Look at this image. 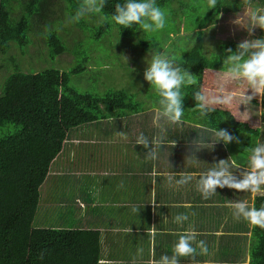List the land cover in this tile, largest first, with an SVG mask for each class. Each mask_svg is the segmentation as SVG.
Here are the masks:
<instances>
[{"label":"trees","instance_id":"trees-1","mask_svg":"<svg viewBox=\"0 0 264 264\" xmlns=\"http://www.w3.org/2000/svg\"><path fill=\"white\" fill-rule=\"evenodd\" d=\"M202 1L205 0H156L162 10L172 7L179 11L172 18L177 21V25L170 26L163 44H176L175 36H181L183 44L179 50L183 58L179 59V65L187 69L195 80L194 84L182 88L183 116L189 119L193 117L210 131L227 129L230 134L238 136L241 143L250 137L258 140L260 127L246 117L241 105L217 106L214 112L201 116L196 108L194 93L201 88L216 90L239 87V82L225 83L228 68L225 60L230 55L227 49L231 48L235 52L242 41H221L214 36L218 49H213L211 56H208L204 52L205 31L220 21V14L237 13L244 6L256 2L264 9V0H217L215 8H209L208 2L205 4ZM19 2L13 5L11 0H0L2 53L8 52L11 42L20 46L30 42L33 15L39 14L42 5L49 0ZM64 2L62 7L68 12L70 19L67 21H70L63 27L64 33L55 29L47 36L52 55L72 52L73 49H79L75 51L77 55L82 54L79 51L89 40L106 35L109 36L110 47H118L117 51L123 54L133 47L132 40L136 37H140L139 43H135L137 47L146 45L143 52L155 46V40L149 39V32H144L138 25L124 27L112 20L115 5L123 4L125 0H107L102 12L86 15L79 22H73L71 18L81 0ZM203 5L207 9L201 13ZM16 11L19 12L17 16ZM69 34L72 39L67 42ZM217 51L221 54L215 53ZM4 63L7 65L5 60ZM78 66L72 67L70 72L58 67L39 72L17 69L8 74L1 84L0 130L6 124L11 126L8 133L0 135V264H98V231L34 226L40 189L51 163L63 150L73 128L97 120L109 121L128 113L138 115L147 112V107L144 108V103L135 100L133 92L125 89L106 91L102 85L106 82L105 78L99 81L101 95L77 91L71 83L73 75L81 74L86 69V66ZM95 68L102 69L101 66ZM60 89H63L62 93ZM252 146L253 143L248 145L249 148ZM262 205L264 195H259L255 199V207L260 208ZM250 257V264H264V229L258 226L252 229Z\"/></svg>","mask_w":264,"mask_h":264},{"label":"crops","instance_id":"crops-1","mask_svg":"<svg viewBox=\"0 0 264 264\" xmlns=\"http://www.w3.org/2000/svg\"><path fill=\"white\" fill-rule=\"evenodd\" d=\"M257 38H264L260 27L250 39ZM256 106L255 124L261 132L257 145L264 143V97L259 96ZM156 109L111 118L113 124L105 127L98 124L107 120L73 128L41 186L34 226L98 231L99 258L106 252L114 264H153L162 255L171 256L178 233L194 227L199 233L197 240L206 242L208 254L180 257V264H250L253 225L234 217L227 205L233 200H247L255 206L260 194L217 187V192L205 199L198 182L201 173L222 159L247 167L254 147L213 141L214 130L184 116L182 132L178 129L173 133L176 123H168V134L161 133L154 122ZM163 121L160 125L166 129ZM141 134L149 140L164 135L155 160L136 143ZM198 136L208 147L196 150L193 141ZM229 145L231 153L233 145L239 149L233 152L234 158L224 156ZM232 170L237 176L243 171ZM182 173L192 174L193 179L178 185ZM153 199L157 207L152 205ZM182 213L188 220L175 223V216Z\"/></svg>","mask_w":264,"mask_h":264},{"label":"clouds","instance_id":"clouds-1","mask_svg":"<svg viewBox=\"0 0 264 264\" xmlns=\"http://www.w3.org/2000/svg\"><path fill=\"white\" fill-rule=\"evenodd\" d=\"M107 0H81L75 15L71 18L73 22H79L83 17L93 13L102 12ZM209 8H215L217 0H208ZM112 20L124 27L138 25L144 32H155L162 30L166 26V12L157 5L156 0H125L123 4L117 3ZM235 23L240 25V18ZM264 29V9H256L248 14V25L246 26L251 35L255 27ZM230 55L225 62L228 64L225 74V83L245 82L246 89L240 88H218L208 90L201 88L194 93L197 101L196 108L201 116H206L216 110L217 106H232L234 104L249 105L257 95L264 97V38L246 39L237 45V50L233 52L227 49ZM151 59L144 72V78L155 87L160 99L159 108L155 110L154 122L165 133L160 125V121L166 120L170 123H180L184 115L182 88L195 83L193 75L179 65V60L169 55L165 50L149 52ZM251 89V94L248 90ZM60 93L63 89L59 90ZM60 96L58 95V99ZM239 118V117H238ZM213 141H223L225 145L235 141L240 143L238 136L230 134L227 129H216ZM136 143L147 150L149 159L155 160L158 157L159 149L164 143V135L154 136L149 140L141 134ZM173 146L176 142H172ZM196 150L208 147L207 143L199 136L193 141ZM243 169L240 175H234L233 170ZM193 179L192 174L182 173L181 178L176 181L178 185H184ZM169 182L173 176L169 174ZM199 190L205 199L217 192V187H228L241 192H251L264 195V143H258L251 149L248 166L241 168L236 160L230 162L226 159L219 160L215 166L200 174L198 182ZM157 207L156 201H151ZM190 207V204L183 205ZM227 207L233 210V216L237 219L243 218L253 226L264 229V205L260 208L250 205L247 200H233ZM188 220L186 214H178L174 218L177 224H183ZM153 237L156 233L153 231ZM199 233L194 227L178 233V242L174 245L171 256L162 255L159 260H154L153 264H180V257H195L196 255H207L208 247L204 240H197ZM142 253V249L139 250ZM107 253L98 259V264H114L106 258Z\"/></svg>","mask_w":264,"mask_h":264},{"label":"rangeland","instance_id":"rangeland-1","mask_svg":"<svg viewBox=\"0 0 264 264\" xmlns=\"http://www.w3.org/2000/svg\"><path fill=\"white\" fill-rule=\"evenodd\" d=\"M206 1L208 2V0H205L201 3L206 4ZM11 2H13V5L20 4L19 0H11ZM64 3V0H49V2L43 4L42 7L41 4H39L38 8L41 7V11L39 14L37 13L33 15L32 18V28L29 32L30 42L24 46H20L16 42H11L7 53L0 52V94L2 92L1 84L5 77L17 69L26 72H39L43 69L58 67L64 71L70 72L73 69L72 67L79 65L78 67L86 66V69L81 74L73 75L71 83L77 91L81 93H95L101 95L102 90L100 89L99 81H102V78H105L104 80H106V82H103L102 85L106 91L125 89L128 92L135 93V100L144 103V108L147 107V111L151 106H154L152 109L158 108L160 97L155 87L145 80L144 68L148 67V61L150 62L151 59L149 52L157 50L163 52L165 50L169 55L175 57L177 60L183 58L179 50L180 45L183 44L181 36L178 38L177 35H174L177 39L176 44L172 43L171 46H164L163 44V39L168 37L167 32L170 30V26L177 25V21L175 19L172 20V18L178 15V9H173L172 7L163 9L167 16L166 26L162 30L148 33L149 39L155 40V46L149 48L146 52L142 51L146 48V45H140L138 47L135 45V43H139L140 37H136L137 39L133 38V47L127 49V52L123 54L117 51L118 47H110L111 43L108 41L109 36L106 35L98 39L89 40L85 46L81 47L82 49H80L79 52L82 54L77 55L75 51L77 52L79 49H73L72 52L69 51L61 55H52L47 36L55 29L59 33H64L63 27L70 21H67L70 19L68 12L63 10L62 6ZM206 9V6L203 5L200 12L202 13V11ZM256 9H260L258 2L244 6L237 13L226 15L220 14V21H218L215 26H209L206 28L204 52H206L208 56H211L212 50H216L215 48L218 49V45L213 39L214 36L215 39L221 41H241L245 38H255L258 33V26L253 29L251 35L249 34L246 26L248 25V14ZM18 14L19 12L17 13L16 11L15 15L17 16ZM238 18H240L242 25L235 23ZM59 22H62V24L58 25ZM76 30L77 29H75V31ZM66 39L68 42V40L72 39V35L69 34ZM93 43L96 45L93 46ZM215 53L218 55L221 54L220 51ZM3 55L6 56L3 57ZM4 60L7 65H5ZM95 66H101V71L99 68H95ZM238 86L239 87L237 88L242 90L247 88L245 82H239ZM248 94H251V89L248 90ZM258 100L259 96L257 95L253 98L249 105L241 104V110L254 124L257 123L256 114H258V108L256 105ZM191 114L194 116L196 115L195 113ZM197 116L198 115H196V117ZM190 119H193V117ZM163 123L166 124V132L164 134H168V130H170L171 127V125L168 124L170 122L163 121ZM112 124V122H101L98 124V127H105ZM173 125V133L178 132V129L180 132L185 129L181 123ZM10 126L11 124L4 125L0 130V135L8 133ZM255 141H257L255 138L250 137V139L243 143L247 147L250 143H253L254 146L252 147H255ZM232 148L233 152L239 151V149L234 145ZM230 149L231 146L229 145L227 152L224 153V156L229 154L230 157L234 158L235 153L229 152ZM248 154L249 153L246 152V155Z\"/></svg>","mask_w":264,"mask_h":264}]
</instances>
